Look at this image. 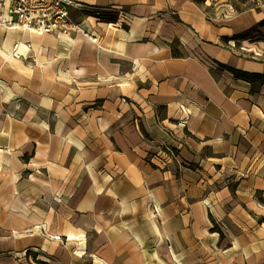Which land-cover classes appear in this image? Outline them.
I'll return each mask as SVG.
<instances>
[{"label": "crops", "instance_id": "0c3cea01", "mask_svg": "<svg viewBox=\"0 0 264 264\" xmlns=\"http://www.w3.org/2000/svg\"><path fill=\"white\" fill-rule=\"evenodd\" d=\"M73 1L0 27V264H264V0Z\"/></svg>", "mask_w": 264, "mask_h": 264}, {"label": "built area", "instance_id": "2783aa9c", "mask_svg": "<svg viewBox=\"0 0 264 264\" xmlns=\"http://www.w3.org/2000/svg\"><path fill=\"white\" fill-rule=\"evenodd\" d=\"M74 6L73 0H0V27L47 35L85 34L70 18L69 8Z\"/></svg>", "mask_w": 264, "mask_h": 264}, {"label": "rangeland", "instance_id": "374dc122", "mask_svg": "<svg viewBox=\"0 0 264 264\" xmlns=\"http://www.w3.org/2000/svg\"><path fill=\"white\" fill-rule=\"evenodd\" d=\"M234 4L236 6L237 9L241 10L244 8V5H243V2L242 0H234ZM252 6H254V4H251ZM249 6V4H246L245 7ZM241 41V40H240ZM250 46H252L253 50H256L254 52H257L258 53V49H262L264 48V27H260V28H257L256 30H254L252 33H251V36L249 39L246 40ZM243 43V42H241ZM241 43H235L233 42V45L236 44V46H240ZM239 50V49H238ZM241 51V50H239ZM263 53H261L260 55H256L255 53H247L249 56L251 55L252 57H256V58H262L264 59V50H261ZM242 52V51H241Z\"/></svg>", "mask_w": 264, "mask_h": 264}, {"label": "trees", "instance_id": "16d2710c", "mask_svg": "<svg viewBox=\"0 0 264 264\" xmlns=\"http://www.w3.org/2000/svg\"><path fill=\"white\" fill-rule=\"evenodd\" d=\"M260 27H264V20L260 23H258L256 26H254L250 31L244 33V34H241V35H238L236 37H234L233 40H236V41H240V40H247L250 38L251 36V33L256 30L257 28H260ZM263 78V77H262ZM263 81H264V78H263Z\"/></svg>", "mask_w": 264, "mask_h": 264}]
</instances>
